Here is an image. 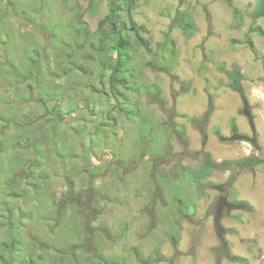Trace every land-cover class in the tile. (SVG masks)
Here are the masks:
<instances>
[{
  "label": "rangeland",
  "instance_id": "1",
  "mask_svg": "<svg viewBox=\"0 0 264 264\" xmlns=\"http://www.w3.org/2000/svg\"><path fill=\"white\" fill-rule=\"evenodd\" d=\"M108 1L92 16L90 0H0V243L25 212L22 241L12 247L16 264H26L30 251L43 264H264V18L249 14L258 0L235 1L241 28L226 0H136L134 28L150 46L132 51L137 91L125 90L113 130L94 132L82 98L110 105L79 85L83 76L65 77L57 54L79 18L98 31ZM178 11L195 31L171 29ZM234 69L245 76V97L231 86ZM59 102L67 114L59 130L72 156L64 162L46 150L35 171L47 174L40 199L26 186L10 197L7 178L36 156L25 143L38 126L22 125ZM247 158L260 163L235 162ZM206 160L214 173L197 185L191 172ZM70 190L54 226V201Z\"/></svg>",
  "mask_w": 264,
  "mask_h": 264
},
{
  "label": "trees",
  "instance_id": "2",
  "mask_svg": "<svg viewBox=\"0 0 264 264\" xmlns=\"http://www.w3.org/2000/svg\"><path fill=\"white\" fill-rule=\"evenodd\" d=\"M226 1L234 14L236 22L234 27L241 28L244 25V12L236 6V0ZM101 3L102 0H90L89 9L92 16L99 15ZM135 4L136 0H109L107 13L100 19L97 32H91L87 25H85L86 22L79 18L74 29L73 40L64 43L65 48L57 54V59L59 61L57 66L60 67V63H64L61 65L60 69L63 68V75L65 77L76 74L83 76L84 80L79 85L89 89L92 94H98L102 99L100 104L109 103L110 105V108L100 109L96 108V105L90 101L89 96L82 98L84 101V107H82V109H87L91 116H93V119L97 121L94 132H102L114 128L117 124V118L113 114V111L116 107H119L122 113L125 111L122 108L125 101V90L137 91L135 83L132 84V80L130 79L132 76V51L136 44L143 49H150V46L148 40L142 38L138 34V30L134 28L133 11L135 9ZM249 14L253 18H264V0H258ZM130 24L132 26H128ZM175 26L180 27L184 33H191L196 30L194 21L185 11H178L175 15L170 27L172 29ZM141 29L146 31L145 26H142ZM257 30L262 31L259 27ZM130 34L135 35V41ZM168 40L172 42L170 38ZM233 43H235V40ZM35 62L36 60L33 58L29 64L30 71L32 72L29 73V76L32 78L36 77V74H38V70L36 69L37 62L33 64ZM227 73L233 80L231 84L232 88L245 97L241 84L245 76L241 73L240 69H234ZM21 77L24 78L25 75ZM111 99H113L114 102H111ZM104 100L106 102H104ZM43 102H45V100H43ZM63 106V103L59 102L53 108H47L44 116L36 117L34 120L27 121L22 125L24 128H28L32 124H37L38 126L39 132L37 137L33 140L29 139L25 143L35 149L36 156L34 161H30L29 159L20 160V166L7 178L6 184L12 191V193L9 194L10 197L13 195L19 197V195H21V193L19 194L18 191L14 190L15 186H17L18 189H21V186H26L34 199H40V185L42 182L46 181L47 174L43 171L40 173H36L35 171L37 167L41 166V161L46 150H51V152H56L57 154L59 153L64 162L72 156L73 153L70 154V152L65 149V142L67 141L65 133L59 130L60 125L67 118V114L63 115ZM103 118H108L111 123L103 121ZM232 126L233 133H237V125L234 120H232ZM85 129L86 128L82 129V131ZM94 132L91 131L89 135ZM217 134H219V131H217ZM251 159L252 158L239 159L235 162L238 165L247 163L251 166L260 163L259 160H252L251 162ZM214 170L215 167L208 160L203 161L197 169L191 172L192 179L197 185H201L207 177L214 173ZM36 177H38V181L35 180ZM71 192L70 190L65 198L54 201L56 207V213L52 217L56 220L54 226L61 224L63 219L62 216L65 214L63 210L66 209ZM228 204L244 206L248 205V202L231 201L228 202ZM5 213L6 215L4 217H6L7 220H11L12 211L10 207H6ZM26 215L27 213L21 212L18 221L11 222V239L8 242L0 243V252H2V254H0V264H16L12 256V247L22 241L21 229L24 225L23 218H26ZM50 225L53 227L52 224ZM40 243L46 244L44 240H40ZM71 251L72 250H69L66 255L70 254ZM24 261L26 264H43L41 256L33 251L26 253Z\"/></svg>",
  "mask_w": 264,
  "mask_h": 264
}]
</instances>
